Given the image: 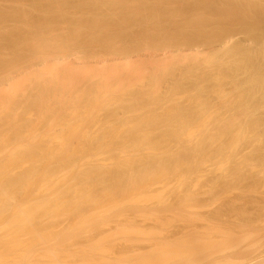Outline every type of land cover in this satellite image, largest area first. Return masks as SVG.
I'll return each mask as SVG.
<instances>
[{"label": "bare ground", "instance_id": "bare-ground-1", "mask_svg": "<svg viewBox=\"0 0 264 264\" xmlns=\"http://www.w3.org/2000/svg\"><path fill=\"white\" fill-rule=\"evenodd\" d=\"M1 1L7 10L0 3V6L4 7H0V264H264V254L259 255L257 263L246 258L250 256L245 253L246 250L240 249L244 253L240 254L241 257L237 256L241 253L239 247L244 248L247 243L244 241L249 239L246 234L249 230L245 225L247 232L243 231L244 235L235 233V230L231 231L232 228L228 231V227L225 234L219 226L216 227L221 229L219 231L216 228L215 231L214 228L207 231L205 228L206 232L201 234L198 223L194 227L199 231L192 227L191 231H184L187 232L184 237L181 234L182 239L177 237L181 241L175 238L174 242L170 241L174 237L169 236L174 227L168 234L161 229L165 228L163 221L157 220L155 224L159 226L153 229L151 227V233L143 229L146 226L141 228L146 222L149 224L152 220L155 222V219H160L156 218L157 212L162 213L160 207L156 205L157 209L159 207L156 211V207L151 204H164L165 198L167 201L168 196L172 194L173 190L171 194L169 190L175 185H172L173 183L180 186L189 183L184 185L185 188L189 185L204 187L205 181L204 184H199L204 179L203 176L207 173L204 170L207 168H213L214 171V168L225 170L228 166L234 169L238 166H258V162L261 163L258 158H264H249L244 155L247 150L241 149L248 139L254 148L257 146L258 152V146L261 148L260 143H264L261 141L264 136L261 139L262 132L260 133L259 129L262 122L259 118L252 117L254 112H260L259 109L264 113V0H209L211 3L207 1L210 3L208 6L202 0H13V3L10 0L12 7L8 3L9 0L7 4L6 0ZM233 26H242L253 35L260 34L263 38L260 42L263 41V44L260 48L254 47L256 49L250 50L247 46L244 49L236 48L235 44L236 47L231 48V45L230 48H225V51H230L233 55V58L230 56L232 63L227 61L229 59L226 60L230 53L226 52L227 57L224 59L221 52L225 60L222 61L220 54L216 51L212 53L211 49L210 53L214 57L212 54L208 57L206 53V58L203 57L204 54L202 57L206 60H201L203 66L200 63L198 65V59L195 60L197 63L192 58V62L187 59L188 66L184 60L185 64L181 62L182 58L178 60L177 57L171 56L169 58L172 60L165 62L159 58L163 53H159L162 48L172 50L173 46L179 47L182 43L187 45L192 38L199 39L198 42L201 39L213 44L216 38L221 39L220 36H225L226 32L228 34ZM199 52L197 54H200ZM71 54L77 56L74 63L79 64L81 69H75V64V70L69 69L75 73H71L65 67L67 63L63 67L68 73L65 75L63 71L62 75L58 67L63 64L58 66L57 62L68 59ZM214 54L221 59L218 60L219 57ZM128 55L142 59L151 58L149 64L152 66L147 65L156 70L149 74L151 80L135 68L134 63L138 59L130 70L129 66L133 61L129 62L131 57L127 59ZM157 57L162 62L161 64L159 61L161 65L157 60V63L154 62ZM152 58L155 59L151 61ZM119 59L123 60L121 63L127 62L128 65L125 64V67L122 64L117 68L115 64H118ZM103 61L108 63V68L104 67ZM179 61L188 66L189 71L187 67L184 69L190 76L185 72L182 77H176L177 74L172 71V74L176 75L175 79L172 78L174 84L169 85L170 88L165 87L167 90L163 92L159 84L163 82L164 75L175 68L173 65L181 68ZM217 62L221 63L215 64ZM145 63L147 62L143 64ZM40 65L45 67L42 69ZM210 66H213V70L210 68V72L205 71L204 68ZM83 68L89 73L85 74ZM60 71L62 72V68ZM198 71L200 77L203 75L200 80L204 78L201 83L194 79L199 76L196 75ZM89 74L91 77H88ZM239 74L243 77L241 81ZM131 75L130 80L127 76ZM194 75L196 76L193 77ZM181 78L184 82H181ZM170 80L171 78L167 81ZM11 81L10 85L8 82ZM76 81L81 82V85ZM189 81H197L193 95L190 89L185 87ZM226 83H231L230 88L237 89V92L243 91L240 95L236 93V96H240L241 101L247 96L243 101L250 98V103L242 101L240 104V101L239 105L235 106L222 100V105L219 101L217 105L220 106H215L214 103L212 105L213 95L223 97L221 90ZM200 93L203 96L199 98L197 96H200ZM223 94L225 96L227 93ZM21 96L22 99L25 98L21 100ZM191 96L196 97V102L193 99L189 101ZM251 100H254V103ZM250 128H253V136L249 135ZM262 129L264 128L261 127ZM212 130H215L214 133ZM243 150L245 153L240 152ZM262 150L263 147L260 151ZM239 152L247 159L240 160ZM239 160L242 162H238ZM263 166L260 164L258 167ZM242 168L240 169L243 170ZM207 171L209 175V169ZM237 171L235 176L238 175ZM234 174H226L227 179L228 175H233L234 178ZM253 183L252 186L249 185L251 190ZM213 187L215 186L209 188ZM261 187L257 188L262 189ZM216 189L217 187L214 190ZM199 192L195 189L185 193L181 191L179 198L185 194L180 200L185 197L189 198V201L194 200L197 196L199 198ZM205 192L203 190L202 193ZM201 200L203 201V198ZM173 202L175 203V200ZM185 202L184 200V204ZM252 202L255 206V201ZM166 204L164 205L167 208ZM193 205L188 209L196 207ZM179 207L183 209L180 204ZM152 208H155L153 213L147 211ZM171 208L175 206L172 205L169 209ZM133 216L134 222L137 217L138 220L143 218L147 221L142 219L143 224L141 221L139 224L138 220L132 223L130 217ZM163 217L162 220L169 221V224L166 222L168 225H165L169 227L173 220L165 219L168 218L165 213ZM200 217L201 214L198 215V220ZM210 224L211 221L208 225ZM165 229L169 231L171 227ZM95 230H102L103 235L97 234ZM62 231L72 233L73 236L65 238V235L60 238ZM92 232L99 236L94 237L90 234ZM181 232L182 230H179V233ZM223 232L225 237L229 238V243L226 240L225 243L222 242L225 238ZM138 235H143L145 240L151 238L155 242L151 244L153 240H150V244L142 250L143 245L139 244L144 240ZM121 237L122 241L116 242ZM215 237L223 238L220 242ZM143 242L142 244H147ZM261 248L262 246L259 247ZM235 249L239 253L234 252L232 255L237 257H226ZM257 257L255 259H258Z\"/></svg>", "mask_w": 264, "mask_h": 264}, {"label": "rangeland", "instance_id": "rangeland-1", "mask_svg": "<svg viewBox=\"0 0 264 264\" xmlns=\"http://www.w3.org/2000/svg\"><path fill=\"white\" fill-rule=\"evenodd\" d=\"M4 1H5V0H4ZM11 1H12V3L14 2L13 0H11ZM11 1L9 0V2H8V1L6 0L5 4H7V2H8L9 5H10ZM203 1H205L206 5L208 6V5H210V3H211L210 1L213 2V1H215V0H210V1H209V0H202V2H203ZM207 1L210 2V3L208 4ZM0 3H2V5H3V1L0 0ZM12 3H11V4H12ZM205 3H203V4L205 5ZM0 5H1V4H0ZM3 6H4V5H3ZM3 6H0V7L2 8ZM7 6H8V5H7ZM12 6H13V5H10V7H12ZM4 7H5V6H4ZM4 7H3V8H4ZM8 7H9V6H8ZM10 7H9V8H10ZM6 8H7V7H5V10H7ZM233 27H235V28L237 27V28L234 29ZM233 27L230 29V31L228 32V34H227V32H226V35L224 34L226 37L222 35V36H220L221 39H219V37L216 38V40L213 41V44H212V42H208V43H209V44H208L206 41H203V40L200 39L201 44H202V42L205 43V45H203L204 43L201 45L200 42H198L199 39H197V38H196V39H195V38H192L193 41H192V39H191V42H187L189 45H188V44L186 45V43H182L181 45H179L180 49H179L178 45H176L175 47L173 46V47H172V48H173L172 50H171V49L166 50L167 48H166V49H165V48H162V49H161L162 51L160 50L159 53H161V52H163V53H161V55L159 54V55H160L159 58L161 59V61H162V59H163L162 62H165V61H167V60H168V61H171L172 59L169 58V57H171V56H173L174 58L177 57L178 60H179L180 58H182V59H180V60H182L181 62L184 63V61H185V63L188 64V66H189V63H188L187 59H190L191 62H192V59H193L194 61L198 59V60H197V61H198V65H199V63H200V65L202 64V66H203L204 64L201 63V62H202V61L204 62V60H206V58H207V57H206V53H207V56H208L209 54H210V56H211V54H212L214 51H216V53H217L218 55L220 54V56H221V52H223L222 55L224 56V59H225V57H227V56H229V57L231 56V57L233 58V55H231V52H230V51H225V48H230L231 45H233L231 48L237 46L236 48H243V49H244V48H246V46H247V49L249 48V50H250V49H256V48H254V47L260 48V46L263 44V43H262L263 41L260 42L261 40H263V38H261L260 34L258 35V34H255V33H254V35H253V34H251L250 32L248 33V30H247V29L245 30V28L243 29L242 26H233ZM239 28H240V29H239ZM232 29H234V30H232ZM241 29H242V30H241ZM244 30H245V31H244ZM255 35H256V36H255ZM253 36H254V37H253ZM259 36H260V37H259ZM255 37H256V38H255ZM1 38H2V37H1V35H0V39H1ZM223 39H224V40H223ZM258 39H259V40H258ZM257 40H258V42H257ZM195 41L197 42L196 44H195ZM215 41H216V42H215ZM219 41H220V42H219ZM193 42H194V43H193ZM217 42H218V43H217ZM230 42H231V43H230ZM251 42H252V43H251ZM256 42H257V43H256ZM180 43H181V42H180ZM190 43H191V44H190ZM192 43H193V44H192ZM206 43H207V44H206ZM214 43H215V44H214ZM216 43H217V44H216ZM242 43H243V45H242ZM250 43H251V44H250ZM177 44H178V43H177ZM224 44L226 45L225 47H224ZM227 44H228V45H227ZM234 44H235L236 46H234ZM252 44H253V45H252ZM257 44H258V45H257ZM182 45H184V46H182ZM207 45L210 46V47H208ZM215 45H216V46H215ZM229 45H230V46H229ZM244 45H245V46H244ZM198 46H199V47H198ZM206 46H207V48H206ZM217 46H218V47H217ZM241 46H242V47H241ZM250 46H252V47H250ZM177 47H178V48H177ZM185 47H186V48H185ZM189 47H190V48H189ZM212 47H213V49H212ZM216 47H217V48H216ZM176 48H177V49H176ZM181 48H182V49H181ZM187 48H188V49H187ZM196 48H197L198 50H197ZM215 48H216V50H214ZM219 48H220V50H217V49H219ZM174 49H175V50H174ZM193 49H194V50H193ZM210 49L212 50V53H210V52H211ZM222 49H223V50H222ZM247 49H245V50H247ZM163 50H164V51H163ZM165 50H166V51H165ZM179 50H180V51H179ZM182 50H183V51H182ZM187 50H188V51H187ZM209 50H210V51H209ZM226 50H227V49H226ZM178 51H179L180 53H178ZM197 51H198V52L201 51V52H199L200 54H197V53H198ZM204 51H205V52H204ZM207 51H209V53H208ZM224 51H225V54H224ZM166 52L169 53V54H166ZM170 52L172 53L171 55H170ZM189 52H190V53H189ZM226 52H228V53H230V54H228L227 56H225V55H226ZM164 53H165V54H164ZM204 54H205V56H203ZM129 55H130V53H129ZM129 55L127 56V59H129V57H131V58L129 59V60H130L129 62L133 61V62H131L132 64L129 66V67H130V70L132 69L131 67H133V63L138 59L139 61L137 60V61L134 63V66H135V68H137V70L140 71V74H143V75L145 74L146 76H148V77L150 78V75H149V74H151V73H153V72L156 71L155 68H154V70H155V71H154V70L152 69V67H150V66H152L151 64H149V63H150L149 61H150L151 58H149V57H144L143 59H145V60H143L141 57L139 58V56H137V57H136V56H133L134 54L131 55V56H129ZM162 55H163V57H162ZM166 55H167V56H166ZM177 55H178V56H177ZM197 55H198V56H197ZM200 55H201V56H200ZM214 55H215V54H214ZM218 55H215V56L219 57ZM70 56H73V57H70ZM195 56H196V57H195ZM199 56H200V57H199ZM202 56H203V57H206V58L203 60V57H202ZM223 56H221V57H222V61H225V60H223ZM69 57H70V58H69ZM69 57H68V59H65V60H67V62H66L65 60H62L63 62H62V61H58L59 63L57 62V65H58V66L63 64L62 66L58 67V68H59V72H60L62 75H63V71H64V74L66 73V71H65V67L68 68V71H71V73L74 72L73 70H75V69L78 70L79 67H80V66L78 67L79 64L74 63V62H76V60H77V56L75 57V54H71V55H69ZM135 57H136V58H135ZM165 57H166V58H165ZM208 57H209V56H208ZM212 57H214L213 54H212ZM229 57H227L226 60L229 59V60H227V61H228L229 63H232L233 61L230 62V61H231V60H230L231 57H230V58H229ZM147 58H148V59H147ZM191 58H192V59H191ZM200 58H201V59H200ZM131 59H132V60H131ZM153 59H155V58H152L151 61H153ZM160 59H158V57H157V58L154 60V62H156V60H157V61H158V64L161 65L162 62L160 61ZM165 59H166V60H165ZM217 59H218V58H217ZM220 59H221V58L219 57L218 60H220ZM74 60H75V61H74ZM183 60H184V61H183ZM199 60H200V62H199ZM201 60H202V61H201ZM120 61H123V60H120V59H119V60L117 61L118 64H115V66H118L117 68H120V65L124 64L123 62L121 63ZM159 61H160L161 64L159 63ZM190 61H189V62H190ZM222 61H221V62H222ZM65 62H66V63H65ZM103 62H104V64H105L104 67H105V68H108V66H107L108 63L105 62V61H103ZM124 62H125V61H124ZM139 62H140V63L142 62V63L140 64ZM144 62H147V63H145L146 65L143 64ZM181 62L179 61L180 65H181V68H182V66H183L182 69L180 68V66L173 65V66H175V68H174V69H171V71H168L171 75H169L168 72H167L166 75H164V77H163V79H162L163 82L161 81V83L163 84V86H161V85H162L161 83L159 84V87L162 88V91H163V92H165V91L167 90V88H170V87H171V86L169 87V85H173V84H174L173 81H174V79H175L176 77H179V75L182 77V76L184 75L183 73L186 72V71H185L186 67H187V69H188L187 71H189L188 66H185V65H184L185 63L182 64ZM191 62H190V63H191ZM195 62H196V61H195ZM221 62H219V63H221ZM60 63H61V64H60ZM67 63H68V64H67ZM71 63H72V64H71ZM106 63H107V64H106ZM126 63H127V62H125V64H126ZM156 63H157V62H156ZM179 63H178V64H179ZM193 63H194V62H193ZM196 63H197V62H196ZM219 63L217 62V63H215V64H219ZM66 64H67V65H66ZM75 64H76L77 67L75 66ZM125 64H124V66H125ZM147 64H149L150 66L147 65ZM65 65H66V66H65ZM68 65H69V67H68ZM72 65H73V66H72ZM126 65H128V64H126ZM156 65H157V64H156ZM156 65H155V66H156ZM159 65H158V66H159ZM40 66H42V69H43V67H45V66H43V65H40ZM63 66H65V67H63ZM74 66H75V69H74ZM81 66L84 67L83 64H82ZM106 66H107V67H106ZM136 66H137V67H136ZM144 66H145V67H144ZM147 66H148V67H147ZM125 67H126V66H125ZM129 67L127 66V68H129ZM156 67H157V66H156ZM178 67H179V68H178ZM184 67H185V69H184ZM212 67H213V66H210V67H206V68H204V69H205V71L210 72L209 69L212 68ZM39 68H41V67H39ZM46 68H47V67H46ZM61 68H62V72L60 71ZM71 68H72L73 70H69V69H71ZM80 69H81V67H80ZM199 69H201V68H199ZM82 70H83V72H85V74H86V72H88L86 69H85L86 71H84V68H83ZM142 70H143V71H142ZM149 70H150V72H148ZM183 70H184V72H181V71H183ZM212 70H213V68H212ZM152 71H153V72H152ZM172 71H173V73L177 74V76H176L175 74H172ZM177 71H178V72H177ZM179 71L181 72V74H179V73H180ZM199 71H200V70H199ZM199 71L196 73V75L200 73ZM201 71H203V70H201ZM147 72H148V74H147ZM67 73H68V72H67ZM67 73H66V74H67ZM74 73H75V72H74ZM88 73H89V72H88ZM128 73H129V71H128ZM133 73H134V72H132V74H133ZM201 73H202V72H201ZM66 74H65V75H66ZM138 74H139V73H137L136 77H138ZM187 74H188V72H186V75H187ZM120 75H122V74H120ZM123 75H124V74H123ZM123 75H122V76H123ZM172 75H174V76H172ZM196 75H194L193 77H195ZM207 75H208V74H207ZM122 76H121V78H122ZM167 76H169V77H167ZM170 76H171V77H170ZM175 76H176V77H175ZM187 76H190V75L188 74ZM191 76H192V75H191ZM208 76H209V75H208ZM241 76H242V74H239V75H238V78L240 79V81H241V79H243V77H241ZM88 77H91V75L89 74ZM127 77L130 78V80H131L132 75H131V77H129V76H127ZM165 77H166L167 80L171 78L172 82H171V80H170V81H167V80L165 79ZM173 77H174V79H172ZM193 77H192V79H193ZM199 77H200V74H199V76H198L197 78H199ZM201 77H203L202 74H201ZM201 77H200L199 79H197V78H194V79L197 80V81L199 80L198 83H201V81L204 79V78H202V80H200ZM133 78H134V77H133ZM149 78H148V80H149ZM189 78H190V77H189ZM206 78H207V77H206ZM244 78H245V76H244ZM83 79H84V78H83ZM90 79H91V78H90ZM134 79H135V78H134ZM181 79H182V78H181ZM181 79H180V81H181ZM186 79H187V78H185V81H186ZM192 79H189V80H192ZM194 79H193V80H194ZM85 80H86V79H85ZM150 80H151V78H150ZM86 81H87V80H86ZM92 81H93V80H92ZM92 81H91V82H92ZM164 81H165V82H164ZM187 81H188V80H187ZM197 81H195V82H194V81H193V82L189 81V82H188L189 85H188L187 83H186L187 86L184 85L186 88L188 87V88L190 89V92H192V93H191L192 95H193V92H194V91L196 92V90H194V88H196V82H197ZM237 81H238V80H237ZM76 82L78 83L79 81H76ZM82 82H83V81H82ZM94 82H95V81H94ZM94 82H92V83H94ZM170 82H171V83H170ZM181 82H184V79H182ZM8 83L11 85L12 81H11V82H8ZM92 83H91V84H92ZM148 83H150V81H148ZM191 83H192V84H191ZM79 84L81 85V82H79ZM79 84H78V86H79ZM91 84H90V85H91ZM184 84H185V83H184ZM227 84H228L229 86H228ZM10 85H9V86H10ZM225 85H227L229 88H228L227 86H225ZM230 85H231V83H226V84H224V87H226L228 90H227L226 88L223 87V89L221 90V91H223V92H221V94L223 95V97L219 96V94H218L219 97H215V96L213 95V98H212V99H213V100H212V105H213V103H214L215 106H220L219 104L222 105V102H223V101H224V102H228L230 105H235V106H236V105H239V102L241 101L242 98H241L240 96H238V95H240V94H242V93H244V92H243V91H242V92H239V91H241V90H239V88H238V90H239V91H238L239 93H238L237 91H235V90H237V89L234 90L232 87L230 88ZM7 86H8V85H7ZM78 86H77V87H78ZM167 86H168V87H167ZM231 86H232V85H231ZM71 87H73V86H71ZM165 87H167V88H165ZM161 88H160V89H161ZM192 88H193V89H192ZM75 89H77V88L75 87ZM165 89H166V90H165ZM189 89H188V90H189ZM191 89H192V90H191ZM197 89H199V88H197ZM225 89H226V90H225ZM231 89H232V90H231ZM73 90H74V89H73ZM164 90H165V91H164ZM193 90H194V91H193ZM199 91H200V90H199ZM199 91H198V92H199ZM224 91L227 93V94H225V96H224V94H223V93H225ZM228 91H229V92H228ZM231 91H232V92H231ZM233 92H235L234 95H233ZM201 93H202V92H201ZM201 93H200V96H197V97L200 98L201 96H203V95H202L203 93H202V94H201ZM236 93L238 94L237 96H236ZM198 94H199V93H198ZM198 94H197V95H198ZM194 95H195V94H194ZM231 95H232V97H231ZM25 96H27V95H25ZM195 96H196V95H195ZM195 96H191V97L189 98V101H191L190 99H193V101L196 102V100H194V99L196 98ZM235 96H236L237 99H236V98H233V97H235ZM23 97H24V96H23ZM225 97H226V98H225ZM228 97H229V98H228ZM239 97H240V100H238ZM245 97H247V96H245ZM245 97H243V98L245 99ZM252 97L254 98V96H252ZM19 98H20V97H19ZM24 98H25V97H24ZM24 98H23V99H24ZM215 98H216V99H215ZM221 98H222V99H221ZM224 98H225L226 100H224ZM253 98H252V99H253ZM257 98H258V97H257ZM23 99H22V96H21V100H23ZM27 99H29V97H28ZM219 99H220V100H219ZM227 99H229V101H228ZM232 99H234V100H236V101H234V100H232ZM244 99H243V100H244ZM246 99H247V98H246ZM249 99H250V98H249ZM249 99H248V100H249ZM259 99H260V98H259ZM222 100H223V101H222ZM243 100H242V101H243ZM248 100L243 101V103H244V102H247ZM254 100H256V98H255ZM254 100H251V102L254 103V102H253ZM28 101H30V100H28ZM217 101H219V104H218V105H217V103H218ZM237 101H238V103H237ZM242 101H241L240 104H242ZM25 102H27V100H25ZM25 102H24V103H25ZM195 102H191V103H195ZM215 102H216V103H215ZM220 102H221V103H220ZM230 102H233L234 104H233V103H230ZM247 103L249 104L250 101H248ZM26 104H27V103H26ZM223 104H224V103H223ZM29 105H30V104H29ZM251 105H253V104H251ZM254 107H255V106H254ZM263 107H264V106H263ZM263 107H262V109H264ZM255 109H256V107H255ZM259 110H260L259 113L261 114V116H260V114H259L258 112H257V113L254 112V114H253L252 117H254V119H255V117H256V119L259 118L260 121L262 122V124H261L260 126L264 128V123H263V122H264V121H263V119H264L263 114H264V113H263V112L261 113V111H263V110H261V109H259ZM34 116H35V115H34ZM238 116H239V115H238ZM244 116H245V115H244ZM244 116H242V118H243ZM240 117H241V116H240ZM240 117H239V118H240ZM261 119H262V120H261ZM260 126H259V127H260ZM216 127H217V126H216ZM218 127H219V126H218ZM261 127H260L259 129H260V133L262 132V133H261V139H263V136H264V129H262V130H263V131H262V130H261ZM252 129H253V128H252ZM252 129L250 128L249 135L251 134V130H252ZM214 131H215V130H212L213 133H214ZM258 131H259V130H258ZM252 132H253V130H252ZM258 133H259V132H258ZM251 135H252V134H251ZM251 135H250V136H251ZM252 136H253V135H252ZM261 141L264 142V139L261 140ZM251 142H252V141H251ZM260 144H261V148L263 147L262 152L260 151V149H261L260 146H258V150H259V152H258L257 149H256L257 146L254 148V147H253L254 145L252 146V144L250 143V140H249V139L247 140V143H246L243 147H241V149H242V148H243L244 150L246 149L247 152L249 151L250 153L253 152L252 154L246 152V154H244V155H245V156H249V158L251 157V158H253V159H257V157H259V156H264V146H262V144L264 145V143L261 142ZM248 145H249V146H248ZM245 146H246V147H245ZM248 147H249V149H248ZM244 150H243V151H240V152H242V153L244 152V153H245L246 150H245V151H244ZM240 152H239V153H240ZM258 153H259L260 155H259ZM253 154H254V155H253ZM256 154H257V155H256ZM239 155H240L241 157H239ZM239 155H238V157L240 158V160H241V158H242V161H243L245 158L247 159V157H245L243 154L240 153ZM242 155H243L244 157H243ZM253 156H255V157H253ZM243 158H244V159H243ZM240 160H239L238 162H242V161H240ZM258 160H260L261 163L258 162ZM258 160H257V162L259 163L258 166H259L260 164L263 166V165H264V164H263L264 162L262 163V161H264V158H262V159L258 158ZM230 164H231V163H230ZM233 164H234V162H233ZM235 164H236V163H235ZM238 164L241 165V163H238ZM238 164H237V165H238ZM231 165H232V164H231ZM254 165H256V164H254ZM235 166H236V165H235ZM241 166H242V165H241ZM250 166H252V167H250ZM250 166H247L246 168H245V166H244V167L242 166L243 168L240 167V166H238V167H240V168L243 169V170H241V169L239 168L238 171L236 170V169H238V167H235L236 169H234L233 167L228 166L225 170L229 173V175H230V173H231V174H234V173L237 171L238 175L240 176V177H239L238 175L235 176V174H234V178H233V175H232V176H229V175H228L229 178L234 179V180H231V179H229V178L227 179L226 174H228V173H227V172L225 173V170H218V169L215 170V168H214V171H213V168H212V170H210L211 168H207V170L209 169V175H208V171H207V170H204V172H207V173L204 174V176H203L204 179L202 180V182L199 181V183L201 182V184H199V183H197V184L202 185V184H204V181H205V185H204V187H203V186H201V187L199 186V187H198V185H197V187L200 188L199 190H197L198 188H196L195 186L192 187L191 185L188 186V188L191 187L190 189L185 188L186 186H184V185H188V184H189V183H187V182H186V184H183V183H182L183 185L181 184L183 187L180 186L178 183H173L172 185L175 184V185H174L175 187H174V186H171V187H170V190H169V191H170V194H171V190H173V191H172V194L168 196L169 198L167 199V201H166V198H165V202H163L164 204L168 203V205L166 204V205L168 206L167 208H166V206H165L164 204H162V203H161L162 205L159 203L161 206L158 205V203H156V204H155V203H154V204H151L153 207H156V205L160 207V209H159V207H158V209H159L160 212H162V213H158V212H157V214H158V215H157L156 212H155V215H157L156 218H160L161 220H160V219H155V222H152V221H154V220H152V221H151L152 224H151L150 222H149V224H148V223L146 222L147 220L145 221L143 218H142L143 221L146 222V223H144V222L142 221V219L138 220V217H137L136 219L138 220V222L141 221V224L144 223V224H143L144 226H142L141 228H143V227H145V226H146L145 228H147V226L149 225L147 229H145V228H143V229L146 230L147 232L149 231L148 233H151V231H153V230H152L153 228H157V227L159 226V225L156 226L157 224H155L157 220H158V221H163L165 225H168V224H169V221H166V222L168 223V224H167L164 220H162V219H164L163 215H164V213H165V217L168 216V218H165V219H168V220L172 219V220H173L172 223H170V225L172 224V226L169 225V227H171V229H169V231H168V229H165V228H169L168 226L166 227L165 225H164L165 228H161V229H163V231H166V232H168V234H170L172 228L174 227L173 230H176V231H173V230H172V233L169 235V236H171V237H174V238H171V239H170V241L173 240V242H174L175 240H177V241H178V240L181 241L179 238L182 239V238L187 234V232H189V229L192 228V227H193V229H198V228L200 227L199 229H201V230H200V231H201V234L206 232V229H205V228H207V231H208V229L210 230V229L214 228V230H213V229H212V230L215 231V228L218 227V226H219L220 228H222V231H224L225 234H226V231H225V230L227 229L226 227H228V229H229V228H232L233 230H231V231H234V230H235V233H236V232H237V233L239 232V235H241V233H242V235H244L243 231L246 233V232H247L246 230L248 229L249 231H248V233H246V234L249 236V237H248L249 239L244 241V242L247 241V243L244 244V248H243V247H241V248L239 247L241 244H240L238 247H239V250H240V249H242V250H244V251L246 250L245 253L248 254V255H250L249 257H246V258H248V259L250 258V260H252L253 262H255L256 260H259V255L264 254V251H263V250H264V249H263V247H264V239H263V237H264V236H263V235H264V232H262L263 235H260V236H259V234H262L261 231H262V230L264 231V221L262 220V219H264V214H263V212H264V206H263V205H264V204L262 203V202H264V194H263V193H264V185H263L264 180L262 179V178H264V176H262V175H264V174H263V172H264V166H263V167H258L257 165H256V166L250 165ZM249 167H250V168H249ZM257 167L260 169V172H259V170L257 169ZM228 168H229L231 171H230V170L228 171V170H227ZM231 168H232L233 170H232ZM244 169H245V170H244ZM246 169H247L248 171H247ZM261 169H263V171H262ZM252 170H253V171H252ZM212 171H213V173H211ZM215 171H216V172H215ZM218 171H220V173H218ZM222 171H223V172H222ZM239 171H241V172H239ZM244 171H246V172H244ZM250 171H251V172H250ZM249 172H250V173H249ZM214 173H215V174H214ZM222 173H223V175H220V174H222ZM239 173H240V174H239ZM258 173H259L260 175H259ZM210 174H211V175H210ZM251 174H253V175H251ZM261 174H262V175H261ZM206 175H208V176H206ZM216 175H218V176H216ZM247 175H248V177H247ZM209 176H210V177H209ZM212 176H213L214 178H213ZM220 176H221V177H220ZM223 176H224L225 178H224ZM237 176H238L239 178H238ZM259 176H260V177H259ZM261 176H262V177H261ZM205 177H206V178H205ZM207 177H208V179H207ZM218 177H220L219 179H221V180H219ZM242 177H243V178H242ZM245 177H246V178H245ZM215 178H216L217 180H216ZM222 178H224V179H222ZM237 178L240 179V181H239ZM241 178H242V179H241ZM244 178H245V179H244ZM252 178H254V179H252ZM211 179H212V180H211ZM226 179H227L228 181H227ZM251 179H252V180H251ZM256 179H257V181H256ZM258 179H259L260 181H259ZM213 180H214V181H213ZM215 180H216V181H215ZM242 180H243V182H242ZM247 180H248V181H247ZM262 180H263V181H262ZM206 181H207L208 184L206 183ZM226 181H227V184H228V185H231L230 187L227 186ZM237 181H238V182H237ZM261 181H262V182H261ZM174 182H175V181H174ZM211 182H213V183H211ZM216 182H217V183H216ZM232 182H233V183H232ZM234 182H235V183L237 182V183L235 184ZM253 182H255V183H253ZM256 182H257V183H256ZM214 183H215V184H214ZM218 183H219V184H218ZM230 183H231V184H230ZM251 183L254 184L253 187H252V190H251V186H252ZM191 184H192V183H191ZM206 184H207V186H208V185H209V186L207 187ZM210 184H211V185H210ZM212 184H214V185H212ZM217 184H218V186H217ZM222 184H224V185H222ZM257 184H258V185H257ZM192 185H194V184H192ZM219 185H221V186H219ZM249 185H251V186L249 187ZM210 186H215V187L211 188V189H212V190H211V189L209 188ZM225 186H226V187H225ZM261 186H262L263 188H262ZM177 187H178V188H177ZM202 187H203L204 189H203ZM216 187H217L218 190H220L221 193H223L224 191H225V192H224L223 194H221L217 189H216V191H215L214 189H215ZM220 187H221V188H220ZM224 187H225L226 189H225ZM257 187H258V188L261 187L262 189H258ZM171 188H172V189H171ZM173 188L176 189V190H174ZM183 188H185V190H184ZM229 188H232V190L229 189ZM249 188H250V189H249ZM254 188H256V190H255L256 192L254 191ZM178 189H183L185 192H186L187 190L191 191V189H192V190L195 189V190L197 191V193H198L199 191H200L201 193L199 192V198H198V196H197V197H195L194 200L191 198L192 200L189 201V198H187V197H185V198H187L188 200L185 199V198H182V200H180L181 197H183V196L185 195V194H182L181 197L179 198V195L181 194V191H182V193H185V192H183V190H178ZM186 189H187V190H186ZM205 189H206V190H205ZM209 189H210V190H209ZM234 189H235V191H234ZM257 189H258V192H257ZM177 190H178L179 192H178ZM203 190H204V192H205V191H206V192H205V193H202ZM208 190H209V192H211V194L213 193L212 196H211V194L208 192ZM223 190H224V191H223ZM248 190H249V191H248ZM214 191H215V192H214ZM233 191H234V192H233ZM250 191H252V192H250ZM253 191H254L255 193H254ZM259 191L261 192V194H260ZM175 192H176L177 195H176V194L173 195V193H175ZM177 192H178V193H177ZM207 192L210 194V196H209V194H208ZM217 192H218V193H217ZM229 192H230V195H229ZM248 192H249V193H248ZM215 193H217V194L215 195ZM226 193H227L228 195H226ZM251 193H252V194H251ZM205 194H206V196H205ZM244 194H245V196H244ZM175 195H176V196H175ZM197 195H198V194H197ZM203 195H204L205 197H204ZM213 195H214V196H213ZM222 195L225 196V198H224ZM235 195H237L238 197H235ZM246 195H247V196H246ZM171 196H173V198H174V200H175V203L173 202L174 200H170V199H173ZM174 196H175V197H174ZM201 196H202V198H203V201L201 200V199H202ZM226 196H228V197L226 198ZM241 196H242V197H241ZM176 197L179 198V199H177ZM214 197H215V198H214ZM239 197L241 198L240 200H242V201L239 200ZM243 197H244L245 199H244ZM248 197H249V199H248ZM252 197H253V198H252ZM196 198H197V200H196ZM206 198H207V199H206ZM210 198H211V199H210ZM237 198H238V199H237ZM242 198H243V199H242ZM250 198H251V199H250ZM176 199H177V200H176ZM183 199L186 201V202H185L186 204H187V203H188V204L190 203L189 206H188V204H187V206H186V204H184V200H183ZM198 199L200 200V202H199ZM246 199H248L249 202H247ZM178 200H179L180 202H179ZM205 200H206V201H205ZM221 200H222V201H221ZM227 200H228V201H227ZM237 200H238V203H237ZM252 200L255 201V206H254V202H252ZM258 200H259L260 203H262L261 205H260V203L258 202ZM177 201H178V202H177ZM191 201H192V202H191ZM194 201H196V202H195L196 204L194 203ZM217 201H218L219 203H218ZM223 201H224V202H223ZM261 201H262V202H261ZM176 202H177L178 204H177ZM182 202H183V203H182ZM197 202L200 203V204H198ZM211 202H212V203H211ZM241 202H242V203H241ZM250 202H251L252 204H251ZM173 203H174V204H173ZM191 203H192V204H191ZM201 203H202V204H201ZM203 203H204V204H203ZM207 203H208V204H207ZM209 203L212 204V205H210ZM216 203H218V204H216ZM232 203H233V205H232ZM248 203H249V204H248ZM256 203H258V204H256ZM170 204H171V205H170ZM179 204H180L181 206H183V209H181V207H179ZM182 204H183V205H182ZM193 204L196 206V207H193L194 210L196 209L195 211H193V209H191ZM246 204H247V205H246ZM250 204H251V206H250ZM154 205H155V206H154ZM172 205H174L175 208H171V209H169L170 207H172ZM194 205H193V206H194ZM199 205H201V206H199ZM202 205H203V206H202ZM205 205H206V206H205ZM222 205H223V206H222ZM248 205H249V206H248ZM259 205L263 208V209L261 208L262 210L260 209V206H259ZM164 206H165V207H164ZM177 206H178V207H177ZM197 206H198V207H197ZM252 206H254V207L252 208ZM257 206H258V207H257ZM161 207H162L163 209L165 208V210H163ZM186 207H187V208H186ZM188 207H191V208H189L190 210L188 209ZM200 207H201V209H200ZM202 207H203V209H202ZM222 207H223V208H222ZM206 208H207V210H206ZM213 208H214V209H213ZM225 208H226V209H225ZM237 208H239V209H237ZM240 208H242L244 211H245V210H246V211L243 212V210L240 209ZM244 208H246V209H244ZM256 208H257V210H256ZM153 209H155V208H152V210H151V209H149V210L147 209V211L153 213ZM156 209H157V207H156ZM158 209H157L156 211H158ZM174 209H175V211H174ZM187 209H188V210H187ZM221 209H222V210H221ZM166 210H167V211H166ZM176 210H178V211H176ZM201 210H202V211H201ZM218 210H219V211H218ZM220 210H221V211H220ZM224 210H225V211H224ZM250 210H251V211H250ZM254 210H255V211H254ZM154 211H155V210H154ZM163 211H164V213H163ZM165 211H166V212H165ZM170 211H172V212H170ZM184 211H185V212H184ZM188 211H189V212H188ZM196 211H197V212H196ZM199 211H200V212H199ZM228 211H229V212H228ZM240 211H241L242 213H241ZM247 211H248V213H247ZM260 211H262V212H260ZM169 212H170V214H169ZM175 212L177 213V215H176ZM181 212H182V214H181ZM191 212H192V213H191ZM194 212H195V214H194ZM212 212H213V213H212ZM253 212H254V213L256 212V213L253 214ZM259 212H260V213H259ZM152 213H151V214H152ZM167 213H168V214H167ZM171 213H172V214L174 213V215H176V216L171 215ZM178 213H179V214H178ZM183 213H184V214H183ZM186 213H187V214H186ZM188 213H189V215H188ZM196 213H197V214H196ZM199 213H200L201 216H202V217H200V220H201V221L198 220L199 218H197L198 215L200 216ZM202 213H203V215H202ZM210 213H211V214H210ZM237 213H238V214H237ZM257 213H258V214H257ZM159 214H160V215L163 214V215L160 216ZM207 214H208L209 216H208ZM231 214H232L233 216H232ZM239 214H241V215H239ZM250 214H251V215H250ZM256 214H257V215H256ZM261 214H262V215H261ZM132 215H133V214H132ZM179 215H180V216H179ZM182 215H184L185 217H184V216H183L184 218L181 217ZM194 215H195L196 217H194ZM224 215H226V216H224ZM236 215H237V216H236ZM259 215H261L260 218H259ZM170 216H173V218L170 217ZM177 216H178V217H177ZM188 216H189V217H188ZM203 216H204L205 219L203 218ZM205 216H206L207 218H206ZM212 216H213V217H212ZM222 216H223L224 218H223ZM228 216H229V217H228ZM249 216H250V217H249ZM255 216H258V217L256 218ZM127 217H128V216H127ZM187 217H188V222H187ZM210 217H211V219H210ZM225 217H226V218H225ZM235 217H237V218H235ZM244 217H245V219H243ZM130 218H131L132 220H133V219L135 220L134 216H133V217H130ZM130 218H128V219H130ZM154 218H155V217H154ZM169 218H170V219H169ZM180 218H182V219H180ZM185 218H186V219H185ZM191 218H193V219H191ZM194 218H195V219H194ZM202 218H203V219H202ZM214 218H215V219H214ZM216 218H217V219H216ZM222 218H223V219H222ZM247 218H248V219H247ZM261 218H262V219H261ZM120 219H121V218H120ZM176 219H177V220H176ZM183 219H184V221H183ZM189 219H190L191 221H190ZM196 219L198 220V222H197ZM218 219H220V220H218ZM238 219H239V220H238ZM254 219H255V220H254ZM258 219L261 220V221H259ZM124 220H125V219H124ZM124 220H123V221L121 220V221L124 222ZM134 220L131 221V222L133 223ZM137 220H136V221H137ZM175 220H176V221H175ZM179 220H180V221H179ZM192 220H193V221H192ZM194 220H195V221H194ZM207 220H209V221H207ZM215 220H216V221H215ZM217 220H218V221H217ZM221 220H222V222H221ZM240 220H241V221H240ZM245 220H246V221H245ZM248 220H249V221H248ZM253 220H254L255 222H254ZM129 221H130V220H129ZM136 221H135L134 223H136ZM181 221H183V222H181ZM189 221H190V222H189ZM203 221H204V222H203ZM210 221H211V224H210V225H212L213 227H211L210 225H208V224L210 223ZM212 221H213V222H212ZM214 221L217 222V223H220V224H219V225H218L217 223L215 224ZM224 221H225V222H224ZM227 221H228V222L230 221L231 223H230V222L228 223ZM250 221H251V222H250ZM256 221H257V222H256ZM173 222H176V224H175V223L173 224ZM186 222H187L188 224H187ZM201 222H202V223H201ZM205 222H206V223H205ZM207 222H208V223H207ZM237 222H238V223H237ZM239 222H240V223H239ZM242 222H243V223H242ZM245 222H247V223L245 224ZM261 222H262V223H261ZM180 223H183V225L180 224ZM198 223H200V224H198ZM203 223H204V224H203ZM213 223H214V224H213ZM225 223H226V224H225ZM249 223H250V224H249ZM254 223H256L257 225H256V224L254 225ZM260 223H261V226H260ZM139 224H140V222H139ZM146 224H148V225H146ZM190 224H191V226H189ZM193 224H194V225H193ZM197 224H198V226H197L198 228H197V227H194V226L197 225ZM202 224H203V226H202ZM224 224H225V226H224ZM233 224H234V225H233ZM239 224H241V225H240L241 228H240ZM258 224H259V226H258ZM150 225H151V226H150ZM176 225H177V226H176ZM178 225L180 226V228H179ZM181 225H182V226H181ZM186 225H187V226H186ZM206 225H208V226L206 227ZM215 225H216V226H215ZM220 225H221V226H220ZM226 225H227V226H226ZM229 225H231V226H229ZM244 225L246 226L247 229L244 227ZM140 226H141V225H140ZM153 226H154V227H153ZM175 226H176L177 228H179V229H177ZM185 226L187 227V229L185 228ZM233 226H234V227H233ZM248 226H249V227H248ZM257 226H258L259 229H258V228H255V227H257ZM149 227H150V228H149ZM151 227H152V229H151ZM182 227H183V228H182ZM208 227H209V228H208ZM236 227H237V228H236ZM242 227H243V228H242ZM252 227H254L255 229L252 228ZM220 228H219V230H221ZM238 228H240V229H238ZM251 228H252V229H251ZM261 228H263V229H261ZM148 229H150V230H148ZM183 229H184V230H183ZM199 229H198V231H199ZM204 229H205V230H204ZM216 229L218 230V228H216ZM228 229H227V230H228ZM237 229H238V231H236ZM244 229H245V230H244ZM253 229H254V231H253ZM260 229H261V230H260ZM179 230H182L183 233H182V232L179 233ZM187 230H188V231H187ZM191 230H192V229H190V231H191ZM217 230H216V231H217ZM219 230H218V231H219ZM240 230H242V231H240ZM255 230H257V231H255ZM258 230H259V231H258ZM95 231L97 232V234L103 235V234H102V232H103L102 230H100V231L95 230ZM184 231H187V232H184ZM202 231H204V232H202ZM228 231H230V229H229ZM62 232H63V233H60V234H59V237H60V238H64L65 235H66L65 238H67V236H68V237H72V236H73L72 233L64 232V231H62ZM96 232H92L93 234H92V233H90V234L97 238V236H99V235H97ZM166 232H164V234H165ZM175 232H176V234H175ZM224 232L222 233V235L224 234ZM249 232H250V233H249ZM252 232H253V233H252ZM67 233H68V234H67ZM88 234H89V233H88ZM174 234H175V235H174ZM177 234H179V235H177ZM181 234H183V235H182L183 237H181ZM199 234H200V233H199ZM225 234L223 235V237H225ZM246 234H245V235H246ZM61 235H62L63 237H62ZM91 235H90V237H91ZM166 235H167V233H166ZM215 235H216V232H215ZM218 235H221V234H217V236H218ZM236 235H238V234H236ZM247 235H246V236H247ZM256 235H257V236H256ZM93 236H92V237H93ZM138 236H140V238L143 239V235H138ZM254 236H256V237H254ZM258 236H259V237H258ZM261 236H262V239H263V240L261 239ZM87 237H89V236H87ZM92 237H91V238H92ZM135 237H136V236H135ZM177 237H179V238H177ZM223 237H221V238H223ZM250 237H251L252 240L250 239ZM140 238H137V239H140ZM169 238H170V237H169ZM175 238H176V239H175ZM215 238H217V240L221 242V238H220V237H215ZM227 238H228V237H227ZM227 238H226V237L223 238L222 242L225 243V242L227 241V243H229V240H227ZM255 238H256V239H255ZM258 238H260L261 241H263V242H261L260 239H258ZM174 239H175V240H174ZM228 239H229V238H228ZM254 239H255V240H254ZM118 240H120V241H118ZM118 240H117L116 242H121V241H122V237H121V238H118ZM143 240H144V242H143V241H142V242H143V243L146 242L147 244L144 245V244H142V242H141V243L139 242V243H140L139 245H143L142 250L144 249V246L147 247L148 244H150V243L152 244V243L155 242V240H153V239H151V238H148L149 241H148V240H145V238H144ZM150 240H153V241L150 242ZM224 240H226V241H224ZM250 240H251V241H250ZM253 240L255 241L254 244L257 246V247H256L257 249L254 247L255 245L253 244ZM256 240H257V241H256ZM147 241H148V242H147ZM149 242H150V243H149ZM258 242H260L262 245H260V243L258 244ZM249 243H250V244H249ZM221 244L223 245V243H221ZM246 244H247V245H246ZM251 244L254 245V246H252ZM257 244H258V245H257ZM245 245H246V246H245ZM250 245H251V246H250ZM242 246H243V243H242ZM247 246L250 248V250H248L249 248H248ZM261 246H262L261 249H263V250H262L263 253L261 252V249H259V247H261ZM148 247H149V246H148ZM246 247H247V249H246ZM253 247H254V249L252 250ZM236 248H237V247H236ZM144 250H145V249H144ZM239 250L237 249V251H239ZM247 250H248V251H247ZM257 250H258V251H257ZM259 250H260V253H261V254L259 253ZM240 251H241V250H240ZM251 251H252V252H251ZM234 252H236V249H235L233 252H231V253L229 254V256H226V257H230V255H232V253H234ZM257 252H258V253H257ZM236 253L238 254L239 252H236ZM242 253H244V252L241 251V253H239L237 256H238V257H239V256L241 257L240 254H242ZM256 253H257L258 255H257ZM234 254H235V253H234ZM251 254H253L254 257H253V255H251ZM243 255H244V254H243ZM256 255H257L258 257H257ZM234 256H235V255H232V257H234ZM237 256H235V257H237ZM244 256H247V255H244ZM221 257H223V255H222ZM224 257H225V256H224ZM255 257H257L258 259H255ZM253 258H254V260H253ZM257 262H259V261H256L255 263H257Z\"/></svg>", "mask_w": 264, "mask_h": 264}]
</instances>
